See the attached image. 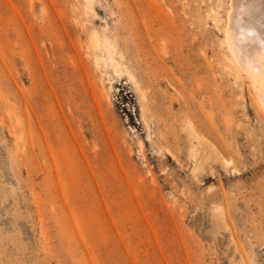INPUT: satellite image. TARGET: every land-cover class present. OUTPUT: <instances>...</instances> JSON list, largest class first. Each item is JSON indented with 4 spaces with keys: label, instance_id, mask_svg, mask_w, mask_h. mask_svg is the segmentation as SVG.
<instances>
[{
    "label": "rangeland",
    "instance_id": "1",
    "mask_svg": "<svg viewBox=\"0 0 264 264\" xmlns=\"http://www.w3.org/2000/svg\"><path fill=\"white\" fill-rule=\"evenodd\" d=\"M228 2L0 0V264H264Z\"/></svg>",
    "mask_w": 264,
    "mask_h": 264
},
{
    "label": "bare ground",
    "instance_id": "2",
    "mask_svg": "<svg viewBox=\"0 0 264 264\" xmlns=\"http://www.w3.org/2000/svg\"><path fill=\"white\" fill-rule=\"evenodd\" d=\"M224 40L237 70L249 79L264 114V0H229L224 23ZM190 123V122H189ZM191 122L188 124L190 154L199 160L204 150L213 151ZM226 161L224 166H228Z\"/></svg>",
    "mask_w": 264,
    "mask_h": 264
}]
</instances>
